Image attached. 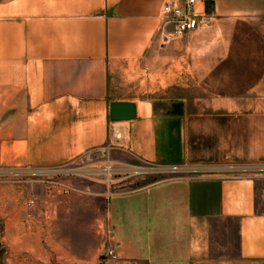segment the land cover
Masks as SVG:
<instances>
[{
  "label": "crops",
  "instance_id": "obj_1",
  "mask_svg": "<svg viewBox=\"0 0 264 264\" xmlns=\"http://www.w3.org/2000/svg\"><path fill=\"white\" fill-rule=\"evenodd\" d=\"M168 1L0 3V221L17 231L13 251L46 264H264V0H200L209 22L163 47ZM114 101L137 117L112 121ZM92 155L205 172L49 192Z\"/></svg>",
  "mask_w": 264,
  "mask_h": 264
},
{
  "label": "rangeland",
  "instance_id": "obj_2",
  "mask_svg": "<svg viewBox=\"0 0 264 264\" xmlns=\"http://www.w3.org/2000/svg\"><path fill=\"white\" fill-rule=\"evenodd\" d=\"M12 1L13 0H0V3H10ZM183 63L184 60L182 59L177 63L179 73L185 71ZM181 76L178 77V82L187 84L188 92L194 94L202 93L197 89L189 77H186L184 73ZM185 92L186 91L178 90L179 94ZM88 162L90 164L94 163V166L97 167H103L105 165V159L100 157L97 158L94 155H92V160ZM95 162H97V164H95ZM115 167L118 173L114 176L113 182L92 180L90 178H77L74 176L70 177L66 175L65 183L73 187L71 193L76 192L79 188H87L89 186H98V188L103 189L108 184H111L113 190L116 192H127L137 190L164 179L185 175L197 176L202 175L205 172L202 171L201 168H189V170L186 171H167L162 167L148 165L141 162L136 163L135 166L130 169H122L116 165ZM63 195L68 196V194ZM73 216V213L67 211L65 214V220H72L74 219ZM16 232V230H13V227L7 228V225L3 221H0V264H46L41 258H32L31 256L28 257L24 252L13 251V233Z\"/></svg>",
  "mask_w": 264,
  "mask_h": 264
},
{
  "label": "built area",
  "instance_id": "obj_3",
  "mask_svg": "<svg viewBox=\"0 0 264 264\" xmlns=\"http://www.w3.org/2000/svg\"><path fill=\"white\" fill-rule=\"evenodd\" d=\"M200 0H169L163 6V25L161 28V45L166 47L173 41L186 36L189 33L195 32L203 25L209 22V17L206 13H201L197 9V5ZM118 173L115 165L105 160L103 167L94 166V163L90 164L87 160L81 158L74 160L65 166L61 167L55 174L62 177L74 176L77 178H90L92 180H105L113 182L114 176ZM44 175L45 174L42 173ZM50 184L49 192L59 190L62 194H69L73 189L72 186L66 184L63 181H59L54 178H49ZM34 204V200L29 201L28 205L31 207ZM108 257L117 261L119 254L115 248H110L107 253Z\"/></svg>",
  "mask_w": 264,
  "mask_h": 264
},
{
  "label": "water",
  "instance_id": "obj_4",
  "mask_svg": "<svg viewBox=\"0 0 264 264\" xmlns=\"http://www.w3.org/2000/svg\"><path fill=\"white\" fill-rule=\"evenodd\" d=\"M137 115L138 110L135 102L114 101L110 105V118L112 121L133 120Z\"/></svg>",
  "mask_w": 264,
  "mask_h": 264
}]
</instances>
